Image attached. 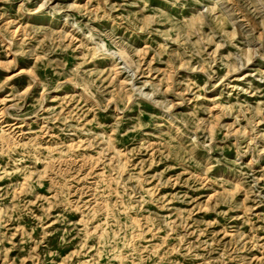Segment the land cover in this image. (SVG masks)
<instances>
[{
	"label": "rangeland",
	"instance_id": "1",
	"mask_svg": "<svg viewBox=\"0 0 264 264\" xmlns=\"http://www.w3.org/2000/svg\"><path fill=\"white\" fill-rule=\"evenodd\" d=\"M0 264H264V0H0Z\"/></svg>",
	"mask_w": 264,
	"mask_h": 264
}]
</instances>
